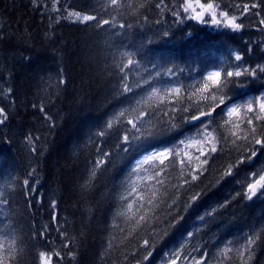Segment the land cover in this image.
Segmentation results:
<instances>
[{
    "label": "trees",
    "instance_id": "1",
    "mask_svg": "<svg viewBox=\"0 0 264 264\" xmlns=\"http://www.w3.org/2000/svg\"><path fill=\"white\" fill-rule=\"evenodd\" d=\"M53 1L55 8L50 7ZM173 1L117 0L108 7L103 0H37V8L30 0H0V36L4 37L0 40V66L4 64L3 51L16 56L0 67V76H5L12 90L18 129L35 145H44L39 162L41 182L55 195V218L74 237L73 264H156L200 209H209L207 223L233 245L239 242L237 235L247 241L255 239L250 254L246 241L226 264H264V190L245 199L243 182L232 181L230 175L221 179L227 166L244 156L248 145L218 149L207 157L203 171L194 166L198 179L190 190L184 183L187 173L176 156L174 161L168 156L163 171L159 160L152 167L145 164L153 174L150 185L142 187L131 209L124 198L134 159L149 148L173 147L180 134L192 129L186 121L189 112L175 111L183 116L177 120L179 129L133 146L126 155L118 151L121 141L117 136L124 134V126L129 128L127 117L139 90L124 78L122 52L140 60L143 68L181 71L183 76H201L216 69L221 72L220 84L214 87L219 97L238 94L246 98L264 89V74L233 78L225 74L227 62L236 61V54L241 55L242 64L264 62V48L253 30L184 28L174 23ZM67 10L96 19L69 22ZM110 18L119 23L116 31L102 24ZM226 79L239 85L222 87ZM125 86L133 91L125 93ZM120 108H125V115L115 117ZM209 108L214 111L217 106ZM144 110H159V116L172 109L167 101H157L144 103ZM111 119L113 128L107 129L106 122ZM154 122L147 119L145 127L151 128ZM102 130L105 137L94 135ZM101 148L109 153L111 162L97 155ZM24 157L19 150L13 153L7 147L0 163V173L6 171L9 177L3 199L13 244L8 264H37V243L24 189ZM102 158L104 165L97 168L95 162ZM157 174L161 183H157ZM187 177L191 180V175ZM151 191L156 192L155 207L147 204ZM196 192L204 194L191 205L190 197ZM141 215L145 220H140Z\"/></svg>",
    "mask_w": 264,
    "mask_h": 264
},
{
    "label": "rangeland",
    "instance_id": "2",
    "mask_svg": "<svg viewBox=\"0 0 264 264\" xmlns=\"http://www.w3.org/2000/svg\"><path fill=\"white\" fill-rule=\"evenodd\" d=\"M103 1L106 6H113L111 0ZM208 3L214 5L217 14L216 19L220 21L218 25H213L212 13L200 7L201 4L207 5ZM189 4H191V7L185 11V8ZM241 5L244 4L233 0H174L172 14L174 23L181 24L184 28L190 29L192 26L198 25L215 29L228 28L225 27L227 21L220 15L221 12H227L229 17L236 16V22L243 25V28L239 31L253 30L255 32L253 33L254 36L261 40L262 47L264 48V25L259 23L261 19H264V12L257 10L256 13L241 15ZM50 7L55 8L54 1L50 3ZM200 12H203L202 20L195 19L196 14ZM69 13H75V11H66L65 19L67 21L82 22L81 20H77L75 15L69 16ZM81 14L83 15L84 13ZM105 21L109 23L105 24ZM102 24H105L113 31H116L119 27V23L112 18L104 20ZM124 53H128V55L125 56L123 55ZM120 56L124 78L130 81L134 87L139 88L136 93V102L127 117L128 120H135L137 115L142 112L145 113L144 103H149V105H151L157 101H167L169 108L177 112L181 111L182 108L184 111L189 112L187 113L189 115L186 117V121L189 120L192 115H199L200 112H212L211 118L204 119L203 124H201L202 121H187V124L191 126L192 130L187 133L186 131L183 132L172 143L174 146L178 144V141L181 139L187 138L185 144H180L176 149V152L179 153V155H176L177 160L179 163L181 160L185 161V165L180 164L187 174L191 176L194 175L192 168L196 166L198 162L187 165L188 156L184 155L185 152L193 158L199 156L200 159L203 160L210 147L213 145L216 146L217 149H237L244 144L248 145L244 153L259 149L258 154L254 159L245 161L234 168L233 174L230 175L231 180L243 182V186H245L247 190L248 183H252L254 180L259 179V175L253 176L252 173L264 174V147L250 144V138L248 140L245 139V137L248 136V130L255 127L258 130L257 138L264 140V120H261L260 123H256L258 120L256 119L257 116L264 117V111H262L259 106L261 102H264V97L261 96V94H264V89L258 94L248 95V97L244 95L246 98L239 97L238 94L235 96L227 95L225 97V104H220L219 96L214 92V87L217 84L207 79L208 74L217 71L216 69L204 72L201 76L192 74L188 76L185 74L183 76L181 71H163L153 66H144L143 68L142 62L133 59L132 55L126 51L122 52ZM15 57L14 53H5V51H3L1 60L4 64L2 66H6ZM129 60L133 63L129 64ZM263 64L264 62L261 61L255 62L253 65H249L246 62L242 64L241 61H234L233 63L228 61L225 68L226 71L243 72L245 69H255L258 66H263ZM204 84L208 85L207 89H204ZM177 88L180 90L179 92L168 90ZM153 89L156 90L155 95L152 94ZM8 90L9 86L7 85L5 76H0V108H4L8 116L7 122L3 126H0V163L3 160L7 147H10L13 153L19 150L25 154L23 169L26 174L25 181H28V183H24V189L29 198L28 204L30 206L33 231L37 243L36 262L37 264H43V260L50 257V264H73L72 255L75 252L74 237L64 223L57 221V218H55V195L51 190L45 189L41 182L39 162L44 151V145H35L32 139L31 143H29L27 140L28 136L21 133L18 129L17 119L15 120V116L12 112V99ZM213 97L216 99L214 100ZM250 101L253 104L252 112H248L246 107ZM213 106H217V109L214 111L209 108ZM234 106H238L240 112L233 116H229L228 108ZM124 111L125 108H120L115 112L114 116H119L120 113ZM249 119L253 121L252 125H248L247 121ZM112 120L113 119H111V121ZM204 125H209L207 131L211 133V137L205 138L197 134L203 130ZM145 126L146 122L144 127ZM233 133H235V136H233ZM225 139L228 142H224ZM192 140L203 142L189 143V141ZM234 140L236 142L235 145L233 144ZM143 152L144 151H142V153ZM140 155L138 157H140ZM138 157L134 159L132 169ZM243 158L244 156L241 159ZM143 168L144 171H142L139 176L132 175L129 180V186L124 195V198L129 202L128 204H131L135 197L139 196L142 187L145 189L152 181L153 174L150 169L144 166ZM149 177H151V179H149ZM133 181H135V183H132ZM8 183V174L6 171H3L0 173V219L3 220L0 221V264L9 263L13 249L11 236L8 231L9 225L4 219L5 208L3 199ZM133 187L136 189L135 192L131 191ZM263 190L264 189H261L257 194ZM53 204L55 205L54 207ZM208 214L209 209L198 210L192 216L186 231L176 237L168 245L170 247L161 253L156 264H166L173 258H177L178 262L176 264H226L227 258L239 253L241 248L246 244L247 240H245V237L237 235L239 242L233 245L234 243H232L230 238L221 237L211 229L206 219ZM45 227L47 228L46 235H44ZM189 233L192 235H188ZM41 251L46 254L44 258L40 256ZM57 252L60 253L59 257L55 255Z\"/></svg>",
    "mask_w": 264,
    "mask_h": 264
},
{
    "label": "snow or ice",
    "instance_id": "3",
    "mask_svg": "<svg viewBox=\"0 0 264 264\" xmlns=\"http://www.w3.org/2000/svg\"><path fill=\"white\" fill-rule=\"evenodd\" d=\"M30 2L36 6L37 8L40 7V5L37 4V0H30ZM112 4L115 5L117 3V0H111ZM191 7V4L187 5V7L185 8V11L188 10V8ZM200 7L202 9H204L205 11H210L212 13V23L213 25H218L220 23V21H218L216 19V11L214 8V5L212 3H208L207 5L201 4ZM257 10H259L260 12H264V0H255L254 3L251 4H244L240 6V12L241 15H245V14H251V13H256ZM75 15V17L77 18V20H81L82 22H87V21H92L95 20L96 18L88 15V14H81L80 12H75V13H69V16ZM221 16H223L225 18V20L227 21V24L225 25V27H228L232 30H241L243 28V25L241 23H237L236 16H232L229 17V14L227 12H221L220 13ZM203 17V12L197 13L195 19L197 20H202ZM109 23L108 21H105V24ZM259 23L261 25H264V19H261L259 21ZM168 33L165 32L164 35H167ZM4 39L3 36H0V40ZM123 55L127 56L128 53H124ZM26 60H28L30 62V58H25ZM235 60L237 62L242 61V57L239 54L235 55ZM133 63L131 60H129V64ZM264 74V66H258L255 69H245L243 72L242 71H226V78H233V77H242V76H251V77H256L257 74ZM220 77H221V72L220 71H213L210 72L208 74L207 79L211 80L214 84H220ZM228 83H232L233 85H239L236 84V82L234 80H227L224 85H222V87H227ZM208 85L205 84L204 85V89H207ZM219 90V89H217ZM11 89L8 90L9 94L11 93ZM123 91L125 93L127 92H131L133 91V89L131 87L125 86V88L123 89ZM169 91H175V92H179L180 90L177 89H169ZM156 90L153 89V95H155ZM262 97H264V94H261ZM213 99L215 100L216 98L213 97ZM219 102L220 104H225V97L224 96H220L219 97ZM260 109L262 111H264V102L260 103ZM247 111L248 112H252L253 109V104L252 102H248L247 104ZM157 111L159 110H154V111H149L147 113H140L139 115H137L135 117V120H128L127 121V125H130V128H128L127 126L123 127V135L122 136H117V139L121 141V143H119L116 147L118 149L119 152H122L124 155H126L127 151L129 149H131L133 146L139 145L141 143L147 142L148 140L152 139V138H156V137H161L165 134L171 133L176 129H179L181 126L177 123V120H183V116H179L174 109L169 110L168 112H160V115L157 116ZM184 109H181V112H183ZM240 112V108L238 106H234L231 108H228V115L229 116H233L234 114H238ZM125 115L124 112L120 113V117H123ZM212 116V112H200L199 115H192L190 117L189 120L187 121H202L201 124H203L204 119H210ZM8 116L7 113L5 112L4 108H0V126H3L6 122H7ZM147 119H153L155 122L152 124L151 128H146L144 127L145 122ZM256 119L258 120H264V117H260L257 116ZM186 122V121H185ZM248 125H252L253 121L251 119H249L247 121ZM107 125V129H112L113 128V122L112 121H107L106 122ZM209 125H204V128L202 131L198 132V135H201L205 138L207 137H211V133L207 131ZM257 134H258V130L255 127H252L251 129L248 130V136L245 137L246 140H248L250 138V144H255V145H260V147H264V140L262 139H258L257 138ZM96 137L98 138H103L106 135L105 131H99L97 133L94 134ZM233 136H235V133H233ZM185 139H181L180 141H178V144L174 145L173 147H153V148H149L146 149L138 159H136L135 161V165L130 173V176L135 175V176H139V174L144 171L143 166L145 164H148L149 167H152V164L155 163V161L159 160V168L161 171L164 170V166H165V162L168 158L169 155L173 156V161L175 160V156L179 155V153L176 152V149L179 147L180 144H185ZM28 142L31 143V137L27 138ZM203 141H196V140H192L189 141V143H202ZM235 140L233 141V144L235 145ZM217 147L216 146H211L208 153L205 155V158L203 160L200 159L199 156L193 158L191 156L188 155L187 152L184 153L185 156H188V161H187V165H190L194 162H198L197 163V169L200 171H203L204 166L207 165L208 163V159L207 156L211 155L212 153H216L217 152ZM243 151V150H241ZM259 149L257 150H252L249 151L247 153H244V158L237 160L235 164L233 165H228L227 169L223 172L221 179H225L227 176L232 175L233 174V170L234 168L238 167L241 163L245 162V161H249L254 159L257 154H258ZM97 155L100 157H107L109 159V162H111V157L109 155V153L104 152L103 149L101 148L98 152ZM173 161H168L169 164L173 163ZM182 165H185V161L181 160L180 162ZM96 167H100L101 165H104V159H100L98 161L95 162ZM186 165V166H187ZM92 176L94 177L96 174V170L93 169L92 171ZM34 175V173H33ZM253 176L255 175H259V179L254 180V182L252 183H248L247 185V192L243 193L244 198L245 199H251L253 196H255L257 194L258 191H260L261 189H264V174H259V173H252ZM149 179H151V177H149ZM198 179V175H192L191 176V180L188 179L187 174L184 176V183L186 185H188V189L190 190L191 188V184L192 182L196 181ZM25 184L28 183V181L24 182ZM132 183H135V181H133ZM157 183H161L158 179V174H157ZM132 192H135L136 189L133 187L131 189ZM204 193L203 192H196L194 193L191 197V205L192 203H194L195 201H197ZM242 195V194H240ZM156 196V192L155 191H151L149 193V198L147 200V204L150 205L151 207H155V204L153 203V198ZM143 197H141L142 199ZM136 203H138V201H135ZM191 205H187V207H190ZM55 205L53 204V207ZM145 207V205H140V208L143 209ZM128 208L131 209L132 208V204H128ZM140 220L143 221L145 220V216L141 215L140 216ZM47 234V228L45 227V232L44 235ZM188 235H192L191 233H189ZM66 238V237H65ZM145 243H148V241H145ZM255 243V239H249L247 241V247H246V251L249 252L251 251L250 246L252 244ZM45 253L41 252L40 256L42 258L45 257ZM55 255L57 257L60 256V253H55ZM50 257L48 259L43 260V264H50ZM172 264H176L175 260H173Z\"/></svg>",
    "mask_w": 264,
    "mask_h": 264
},
{
    "label": "bare ground",
    "instance_id": "4",
    "mask_svg": "<svg viewBox=\"0 0 264 264\" xmlns=\"http://www.w3.org/2000/svg\"><path fill=\"white\" fill-rule=\"evenodd\" d=\"M45 10V9H44ZM47 11V10H46ZM66 30V29H65ZM164 77H166V76H164ZM199 78V77H198ZM164 79V78H163ZM196 79V78H195ZM192 80V79H191ZM202 81V80H201ZM192 84V83H191ZM201 84V83H200ZM205 85V84H204ZM161 90V89H160ZM169 90V89H168ZM203 90V89H202ZM165 91V90H164ZM161 92H163V91H161ZM168 92V91H167ZM95 124V123H94ZM187 133V132H186ZM219 144V143H218ZM139 158V157H138ZM136 161V160H135ZM134 164V163H133ZM134 167V166H133ZM145 167V166H144ZM77 186V185H76ZM39 187V186H38ZM60 200V199H59ZM62 202H64V201H62ZM65 209V208H64ZM67 211V210H66ZM76 212V211H75ZM228 222V221H227ZM226 222V223H227ZM231 222V221H230ZM72 224V223H71ZM225 224V223H224ZM229 224H231V223H229ZM229 224H228V226H229ZM227 225V224H226ZM224 227V226H223ZM42 252V251H41ZM178 262V261H177Z\"/></svg>",
    "mask_w": 264,
    "mask_h": 264
},
{
    "label": "water",
    "instance_id": "5",
    "mask_svg": "<svg viewBox=\"0 0 264 264\" xmlns=\"http://www.w3.org/2000/svg\"><path fill=\"white\" fill-rule=\"evenodd\" d=\"M173 260H175L176 263L178 261L177 258H174V259L170 260L169 262H167L166 264H172Z\"/></svg>",
    "mask_w": 264,
    "mask_h": 264
}]
</instances>
